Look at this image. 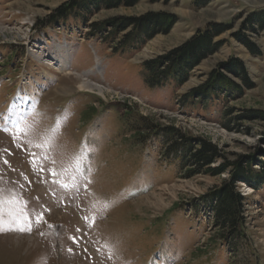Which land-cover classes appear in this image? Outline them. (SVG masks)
Masks as SVG:
<instances>
[{"label": "rangeland", "instance_id": "1", "mask_svg": "<svg viewBox=\"0 0 264 264\" xmlns=\"http://www.w3.org/2000/svg\"><path fill=\"white\" fill-rule=\"evenodd\" d=\"M67 1L0 0V264H264V0H98L50 21ZM162 13L173 17L166 32L148 36L131 24ZM215 27L224 28L215 47L182 82L146 84V62ZM131 37V47H118ZM65 43L69 71L36 58ZM96 57L88 79L104 94L79 91V73ZM60 85L73 90L57 93ZM18 92L31 98L28 112ZM169 127L181 135L176 144ZM186 140L215 144L209 168L226 169L182 164ZM238 161L250 182L237 183L245 224L223 240L213 193Z\"/></svg>", "mask_w": 264, "mask_h": 264}, {"label": "trees", "instance_id": "2", "mask_svg": "<svg viewBox=\"0 0 264 264\" xmlns=\"http://www.w3.org/2000/svg\"><path fill=\"white\" fill-rule=\"evenodd\" d=\"M98 0H68L63 5L59 6L53 14L50 15L49 20L53 21L67 17L69 15L80 16L81 12L91 11L92 2L93 5L97 3ZM138 0H102L103 4L106 6H114L116 4L125 3L126 5L133 4ZM257 21H261L260 15H257ZM119 22V21H118ZM138 24L141 28L143 25V32L148 36H153L158 32H166L173 24V17L167 14H158L155 17H147L145 20L139 21V19H134L131 24ZM106 23L99 26L95 24L94 32L97 35H100L102 29L106 26ZM120 27L117 26L115 28V24L113 25V29L110 31L109 38H116L115 36L118 32L122 31L129 24V20L124 19L123 22H119ZM224 30L222 27H215L213 31H204L197 36H194L192 39L184 43L182 46L174 49L167 56L161 57L156 60H151L145 63L144 65V80L148 86L155 87L162 85L166 79H172L177 84L182 82V76L185 75L187 70L195 66L201 59H203L208 53L212 52L215 47V43H212L213 36L218 35ZM135 31V30H134ZM136 32V31H135ZM132 37H139L140 43L142 41L141 33H135ZM142 32V33H143ZM129 38L121 43L119 48L131 47L134 41V38ZM120 42V41H119ZM135 44V43H134ZM117 48V47H116ZM167 64V65H165ZM236 66L240 71L244 73V68L241 66L239 61L236 62ZM243 76V75H242ZM212 79H217L221 82L229 83L221 74L216 73L213 75ZM214 86L211 85L209 93H213ZM198 91V90H197ZM191 93H197L196 89H193ZM205 94H208L205 92ZM264 118V114H262ZM168 134L171 137L172 143H177V139L181 138L177 130L173 127L168 128ZM182 139V138H181ZM183 147L184 160L182 162L195 166L197 168L207 167V172L212 174H219L223 172L226 167L222 165L220 168L212 169L209 168V165L216 160L219 154V150L217 146L209 141L201 140L198 142V146L193 147L190 143L183 141L180 143ZM172 146H170V150ZM188 152V154H187ZM235 172L233 171L231 179L224 180L222 185L216 189L213 193V203H212V216H213V224L217 228H219V236L223 240L226 239H237L239 235H241L237 231V227L239 225L245 224V216H244V195L237 189L238 182L249 183V179L246 174V170L241 165V162L238 161L236 163ZM209 168V169H208ZM187 169V172H193V170ZM190 170V171H189ZM195 171V170H194ZM258 178V177H257ZM256 182H260V178L254 179ZM254 186H256L254 184Z\"/></svg>", "mask_w": 264, "mask_h": 264}, {"label": "bare ground", "instance_id": "3", "mask_svg": "<svg viewBox=\"0 0 264 264\" xmlns=\"http://www.w3.org/2000/svg\"><path fill=\"white\" fill-rule=\"evenodd\" d=\"M64 46H62V45H55V51H54V53H50L49 52V54H52V55H54V56H48L47 55V53H46V51H42V54H36V58L38 59V61H42L43 60V62H41L42 64H43V66H45L47 69H54V70H57V71H69V67H68V65H69V63H70V61H71V51H72V49H71V47L69 46V44H63ZM54 59V58H56L57 60H58V62L60 63V65H59V67H56V66H50V65H52L51 64V60H52V58ZM99 63H100V60L96 57V63L92 66V67H90L89 69H86V70H84V71H82V73H79L80 74V80H79V82H78V84H77V87H75L76 89H78L79 91L81 90H90V89H93V87L94 86H96L97 87V90L99 91V93H101V94H104V88L101 86V85H98V84H95V83H92L89 79H88V74L90 73V72H93V70H95V69H97V70H99L100 69V67H99ZM44 72V74H46V75H52V73H50V72H48V71H46V69L43 71ZM69 74V73H68ZM94 85V86H93ZM74 88V89H75ZM73 90V88L72 87H70V86H61L60 85V87H59V89H57V93H61V94H63V93H69V92H71ZM23 96L22 95H18V100L20 101V102H22L21 100H23V101H25L26 99L25 98H23ZM25 112H28V108H25V110H24ZM27 115H30V113H27ZM15 158L17 159V157H16V155H15ZM14 158V159H15ZM24 168H26V165H22L21 166V169L20 170H22V169H24ZM32 191V190H31ZM55 206V205H54ZM53 206V207H54ZM57 208V207H56ZM59 208V207H58ZM57 211V210H56ZM68 216V215H67ZM63 219V218H62ZM65 219V218H64Z\"/></svg>", "mask_w": 264, "mask_h": 264}]
</instances>
